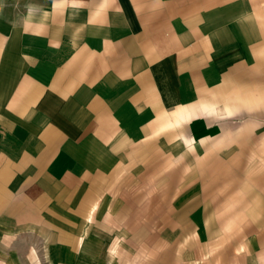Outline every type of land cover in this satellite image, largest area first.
Returning a JSON list of instances; mask_svg holds the SVG:
<instances>
[{
  "label": "crops",
  "instance_id": "crops-1",
  "mask_svg": "<svg viewBox=\"0 0 264 264\" xmlns=\"http://www.w3.org/2000/svg\"><path fill=\"white\" fill-rule=\"evenodd\" d=\"M256 81L264 0H0V264H245Z\"/></svg>",
  "mask_w": 264,
  "mask_h": 264
},
{
  "label": "rangeland",
  "instance_id": "rangeland-1",
  "mask_svg": "<svg viewBox=\"0 0 264 264\" xmlns=\"http://www.w3.org/2000/svg\"><path fill=\"white\" fill-rule=\"evenodd\" d=\"M262 79V77L260 78ZM262 81H260V83H258V81H256V86H257V90H262L263 92H251V91H245V92H240V93H236V96L238 98L237 102L236 100H233L231 102V105L233 106V108L231 107L230 109L233 110H238L239 113L237 115L234 116H230L229 118L234 122L233 125L231 126H235L237 127L238 130H240L242 127H244L245 129H249V133L250 134H254V137H256L257 141H258V145L259 147L262 149L264 148V114L262 115H258L260 117H258L256 114L253 116L252 115V109H254L255 111H257V107H260L262 109H264V84L261 83ZM251 84H246L244 85L245 88L250 87ZM260 93V95H259ZM231 94V93H230ZM256 99V103L257 105L252 104V98ZM231 98V96H230ZM244 102V108L242 110V108L238 109V105ZM238 104V105H237ZM254 106V108H253ZM256 107V108H255ZM242 111V112H241ZM235 128H228L227 130V134H231L234 132L231 131H235L237 130ZM259 133V136L257 138V134ZM242 135L239 133L237 137H240L241 139H236L234 140V144H235V148H242L245 149V154L240 156H236V155H230L227 154L223 155H217V156H213L212 157V161H214V159L218 160L220 159L221 162L225 165H233V169L235 170L234 164H241L240 162H242L243 165V191L238 194L237 199H235L234 201L230 202L227 204L226 210L230 212V209H234V208H240L241 203V197L243 194V205L242 208L245 210L248 208L249 212L251 213L250 216H252L253 214L255 215L256 221H254L252 218H248L245 219V221H243V224L240 225L242 228L244 229H250V228H259L260 230L264 231V192L262 190L259 189H255V185L252 182L253 176L258 175L261 173H263L264 171V155H260V157H255L252 154H250V141H244L242 139ZM220 138H222V136H217L215 141L219 140ZM254 140V139H253ZM215 141H213V143H215ZM209 141H206L205 143H207ZM224 142V141H223ZM232 142V141H231ZM255 142V141H254ZM205 143H202L205 144ZM225 143V142H224ZM199 146V145H198ZM212 148L214 147H219L215 144L211 145ZM249 149V150H247ZM223 151V150H222ZM259 158V162L258 161ZM224 159V161H223ZM227 161V162H226ZM258 171H260L258 173ZM260 179H262V177H260ZM262 183V181H261ZM262 188H264V183L262 184ZM255 189V190H253ZM253 202H252V201ZM255 200V201H254ZM254 203V204H253ZM259 212V213H258ZM253 213V214H252ZM213 218L216 219H223V216H218L217 214L213 213ZM227 225V224H226ZM231 221H228V227H231ZM263 235V239H260V248L259 250H255L254 252H250V251H244L242 250V252H240V255L243 253L244 255V260H245V264H251L252 261L254 264H257L259 261V264H264V245L263 247L261 246L262 243H264V233H262ZM256 238V236H249V240L245 237V240L247 242L244 241V243H252V241L250 240V238ZM38 240V242H37ZM39 237L36 239L37 244H39ZM247 250V249H244ZM37 255L40 256L39 253H37ZM133 256H137V257H133L132 258V263L128 262V260L126 261L125 264H139V259L140 257L138 256V253H133ZM44 264V263H42Z\"/></svg>",
  "mask_w": 264,
  "mask_h": 264
}]
</instances>
